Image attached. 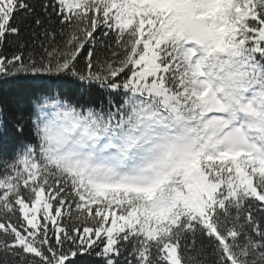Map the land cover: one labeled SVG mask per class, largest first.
I'll list each match as a JSON object with an SVG mask.
<instances>
[{
	"label": "snow or ice",
	"instance_id": "6c2138e0",
	"mask_svg": "<svg viewBox=\"0 0 264 264\" xmlns=\"http://www.w3.org/2000/svg\"><path fill=\"white\" fill-rule=\"evenodd\" d=\"M0 264H264V0H0Z\"/></svg>",
	"mask_w": 264,
	"mask_h": 264
}]
</instances>
